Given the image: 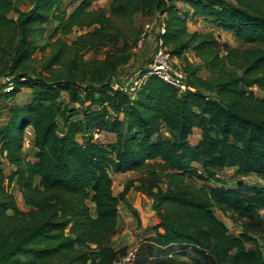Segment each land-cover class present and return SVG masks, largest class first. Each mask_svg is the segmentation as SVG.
Segmentation results:
<instances>
[{
    "label": "trees",
    "instance_id": "1",
    "mask_svg": "<svg viewBox=\"0 0 264 264\" xmlns=\"http://www.w3.org/2000/svg\"><path fill=\"white\" fill-rule=\"evenodd\" d=\"M94 1L33 0L21 11L0 0V100L30 91L0 125V163L9 166L0 168V264H113L118 208L130 209L132 188L151 200L159 220L134 264L166 258L170 247L204 252L212 264H264V189L253 187L250 200L215 173L264 179V96L257 95L264 94V0H111L107 13L92 9ZM135 16L164 24L155 40L183 65L185 91L154 75L131 93L113 88V78L133 83L120 74L139 37L126 33ZM189 17L247 47L189 32ZM37 52L43 57L34 64ZM88 53L101 58L85 60ZM201 68L212 77L201 78ZM139 72L136 80L146 69ZM26 129L32 160L23 150ZM94 133L114 141L96 143ZM126 173L141 175L115 195L111 175ZM217 213L232 224L252 217L258 226L242 223L232 235Z\"/></svg>",
    "mask_w": 264,
    "mask_h": 264
},
{
    "label": "rangeland",
    "instance_id": "2",
    "mask_svg": "<svg viewBox=\"0 0 264 264\" xmlns=\"http://www.w3.org/2000/svg\"><path fill=\"white\" fill-rule=\"evenodd\" d=\"M14 5L16 8H18L21 11H27L32 6L33 0H13ZM79 0H68V2H72L73 6L77 4ZM111 0H95L92 5V9L94 10H103L104 12H108V5ZM182 5L179 4V7ZM182 12L188 11L185 8H181ZM13 14L11 13L9 17H12ZM152 20L151 22H153ZM148 20L141 18L140 16H135L133 19V27L126 29L127 35H131V39L136 38V34H140L142 31L145 23H147ZM122 28L125 27L123 24H120ZM187 28L189 32H193L194 30L200 31V32H213L214 35L218 36L223 42H226L228 45H230L233 48L238 49H244L247 47L246 44L241 43L240 41L236 40L231 34H228L218 28H216L209 20H203V19H190L187 22ZM52 30V27H48V33ZM224 32V33H223ZM48 33L45 35V37L48 35ZM80 32H75L72 37H76ZM153 36H149V38L146 40L144 47L138 51L134 52L131 48V59L128 62L126 68L123 69L122 74L120 76H126L127 78H131L134 82L135 79L138 77V72L142 69L147 68L148 64L152 62L153 55L156 51V45L155 40L152 39ZM138 39V37H137ZM47 54V52H46ZM35 62L34 64H39L42 60L43 55L40 52H37L35 54ZM96 58H101L99 55H93L92 53H88L85 56V60H94ZM188 59L192 65L199 64V61L195 58H191L190 55H188ZM172 65L176 68H179L183 70V65L180 63L179 60H174L172 62ZM198 75L203 79H209L211 78V74L206 71L204 68H201L198 71ZM4 80V79H3ZM6 81V79H5ZM132 87L129 89L127 93H131L135 85H131ZM117 88V87H116ZM258 96H264V94L258 93ZM30 91L27 89H23L16 97H13L12 99H1L0 100V125L4 124L5 122V115L7 114V109L11 107L14 104H23L26 101L29 100ZM67 100V95L62 94L61 101L65 102ZM58 125L59 129L62 130V121L60 118L58 119ZM30 129H26L25 131V140L26 143L23 146V150L28 157L29 160L33 159L34 150L30 146V144L27 143V140L30 138ZM99 136L97 138H94V141L96 143H111L114 141V136L111 134H103L98 133ZM103 134V135H102ZM166 134H164V137ZM79 141H82V137H77ZM199 139V134L197 132H194V135L190 138V142L192 144H195L197 140ZM0 168L3 169L6 173L9 171V166L6 165V163L1 162ZM216 175L219 178H222L225 181V184L229 188H239L241 189L246 196L250 200H254V195L251 190H253V187H259L264 189V179L259 178L255 175H239L236 173L234 169H225V170H217L215 171ZM140 173H126V174H113L112 180H113V193L116 195L120 191H122L124 185L130 181L134 180L140 177ZM192 183L196 187H200L201 183L197 181H192ZM138 186V183H134V187ZM163 188V185H161ZM11 191L13 192L16 200V204L20 210H25L22 198L20 194L17 192L14 185L11 187ZM126 202L130 206V209L124 207L123 204H121V212L119 213L118 222H117V231L111 238V245L117 250V256L115 257V260L113 264H126L122 263V258L126 256L132 249L133 246L140 247V244L144 241H146V238L151 236L153 234V227L158 224L159 220L156 217V214L153 212L151 208V200L145 196L144 194L139 193L135 190V188L130 189L126 196ZM90 207H93L92 204H90ZM259 215L261 219L264 221V210L259 211ZM217 216L224 219L225 224L227 225L229 232L232 235H237L239 231L241 230V224L244 223L248 225L250 228H256L258 226L257 221L253 219L252 217L246 218L241 216L240 219H238L234 224H232L227 218H224L222 215L217 213ZM145 245V244H143ZM246 249H252L254 248V244L249 243L246 244ZM261 250L264 251L263 246L261 245ZM148 247L144 250V252H147ZM147 254V253H146ZM166 258H158L155 256H148L146 261H144L142 264H212L210 260H208L207 255L204 252L201 251H195L193 248L190 247H182L181 249L179 247H170V249H167ZM165 256V255H164ZM208 260V262H206ZM128 264V263H127ZM131 264H134V260L131 262Z\"/></svg>",
    "mask_w": 264,
    "mask_h": 264
},
{
    "label": "built area",
    "instance_id": "3",
    "mask_svg": "<svg viewBox=\"0 0 264 264\" xmlns=\"http://www.w3.org/2000/svg\"><path fill=\"white\" fill-rule=\"evenodd\" d=\"M152 21V20H151ZM148 20L145 23L142 31L139 34L138 40L136 41L133 51L138 52L140 51L144 45L146 40L149 36H153V40H155L156 36L164 35L165 34V27L164 24L159 20L155 19L153 22ZM156 51L153 55L152 62L148 64L146 69V73L139 79H135L133 83L125 82L121 80L118 82L115 78L112 79L111 83L114 89H119L122 86V90L128 92L129 89L132 87L131 85H135V88H138L141 84V80H144L148 76L154 75L164 83L176 88L179 92H183L186 90L185 84V74L179 68H176L172 65V62L175 60L169 51L163 47L162 41L160 39L155 40ZM140 72H138L139 74ZM123 84V85H122ZM117 87V88H116ZM132 90V91H133ZM30 133V132H29ZM31 135V133H30ZM99 136L98 133H94L93 137L97 138ZM31 137V136H30ZM121 207L118 208V212H120ZM137 252V246H133L131 251L122 258V263L131 264Z\"/></svg>",
    "mask_w": 264,
    "mask_h": 264
},
{
    "label": "crops",
    "instance_id": "4",
    "mask_svg": "<svg viewBox=\"0 0 264 264\" xmlns=\"http://www.w3.org/2000/svg\"><path fill=\"white\" fill-rule=\"evenodd\" d=\"M180 5H181V4H180ZM178 6H179V4H178ZM182 7L185 8L186 6L182 5V6L179 7V8H182ZM194 31H197V30H194ZM198 32H200V31H198ZM223 33H224V32H223ZM103 134H104V133H103ZM103 134H102V135H103ZM120 212H121V210H120ZM120 212H119V213H120Z\"/></svg>",
    "mask_w": 264,
    "mask_h": 264
}]
</instances>
